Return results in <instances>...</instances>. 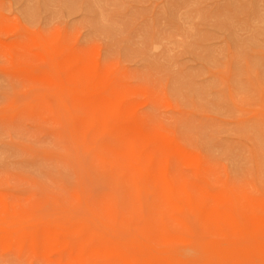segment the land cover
Listing matches in <instances>:
<instances>
[{
	"label": "rangeland",
	"instance_id": "1",
	"mask_svg": "<svg viewBox=\"0 0 264 264\" xmlns=\"http://www.w3.org/2000/svg\"><path fill=\"white\" fill-rule=\"evenodd\" d=\"M77 57L175 153L183 181L240 219L264 216V0H0V228L17 236L109 191L94 178L96 143L70 155L57 134L74 137L75 85L58 77ZM0 264L31 263L0 250Z\"/></svg>",
	"mask_w": 264,
	"mask_h": 264
},
{
	"label": "bare ground",
	"instance_id": "2",
	"mask_svg": "<svg viewBox=\"0 0 264 264\" xmlns=\"http://www.w3.org/2000/svg\"><path fill=\"white\" fill-rule=\"evenodd\" d=\"M63 74L75 85L71 92L80 113L72 139L59 129L57 134L70 144V155H79L83 139L96 143L94 178L103 177L109 191L98 204L72 197L62 205V216L36 219L17 236L10 226L0 228V250L15 251L31 264H264L260 211L244 209L240 219L221 199L183 181L175 153L157 134L140 130L137 113L89 58H75L58 80ZM187 214L198 217L211 239L196 237ZM120 228L136 233L128 236ZM175 246L186 250L174 252ZM256 252L258 259L252 257Z\"/></svg>",
	"mask_w": 264,
	"mask_h": 264
}]
</instances>
